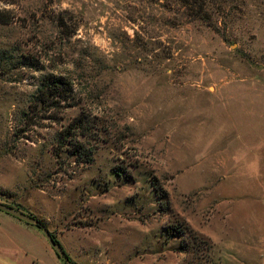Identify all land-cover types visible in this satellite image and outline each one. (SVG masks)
I'll return each instance as SVG.
<instances>
[{
    "label": "rangeland",
    "instance_id": "1",
    "mask_svg": "<svg viewBox=\"0 0 264 264\" xmlns=\"http://www.w3.org/2000/svg\"><path fill=\"white\" fill-rule=\"evenodd\" d=\"M49 73L72 105L37 113ZM81 112L91 160L57 157ZM254 151L264 0H0V203L42 221L71 264H220L225 181Z\"/></svg>",
    "mask_w": 264,
    "mask_h": 264
},
{
    "label": "crops",
    "instance_id": "2",
    "mask_svg": "<svg viewBox=\"0 0 264 264\" xmlns=\"http://www.w3.org/2000/svg\"><path fill=\"white\" fill-rule=\"evenodd\" d=\"M262 156L255 151L247 153L241 164L243 168L237 170V181H229V178L225 181L228 185L226 199L219 207L220 219L214 221V229L218 230L220 264H264ZM0 264L65 262L47 243L41 229L0 210Z\"/></svg>",
    "mask_w": 264,
    "mask_h": 264
},
{
    "label": "trees",
    "instance_id": "3",
    "mask_svg": "<svg viewBox=\"0 0 264 264\" xmlns=\"http://www.w3.org/2000/svg\"><path fill=\"white\" fill-rule=\"evenodd\" d=\"M5 21L6 20H2L3 23H6ZM73 97L74 88L72 83L62 76L49 73L41 77L39 87L34 96V101L30 107L37 113H52L59 108H63L65 105H72ZM52 119L58 121L56 118ZM89 126L90 117L85 112H81L78 116L74 117L67 126H63L59 133L58 145L60 149L58 152H55V155L59 157L62 150L68 146L71 147L69 151L77 158L91 160L92 153L87 154V150L89 149H87L84 143L79 139V137L88 136L90 131ZM40 222L43 223L42 221ZM37 227L41 229L39 226ZM52 236L55 241L58 242L53 234ZM59 257L65 264H71L70 258L66 253Z\"/></svg>",
    "mask_w": 264,
    "mask_h": 264
},
{
    "label": "water",
    "instance_id": "4",
    "mask_svg": "<svg viewBox=\"0 0 264 264\" xmlns=\"http://www.w3.org/2000/svg\"><path fill=\"white\" fill-rule=\"evenodd\" d=\"M0 210L20 219L23 222H26L27 224L39 226L43 232L47 243L58 254V256H63L65 254V250L63 249L61 244L55 241L48 228L43 223H41L36 217L26 214L4 203H0Z\"/></svg>",
    "mask_w": 264,
    "mask_h": 264
}]
</instances>
